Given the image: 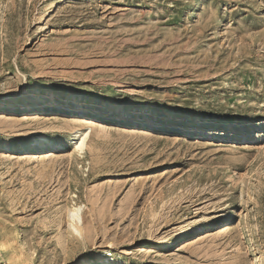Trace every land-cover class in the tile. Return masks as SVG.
<instances>
[{"label":"rangeland","instance_id":"1","mask_svg":"<svg viewBox=\"0 0 264 264\" xmlns=\"http://www.w3.org/2000/svg\"><path fill=\"white\" fill-rule=\"evenodd\" d=\"M50 93L142 107L4 128L0 264H264V0H0V111ZM41 137L64 144L46 167Z\"/></svg>","mask_w":264,"mask_h":264},{"label":"bare ground","instance_id":"2","mask_svg":"<svg viewBox=\"0 0 264 264\" xmlns=\"http://www.w3.org/2000/svg\"><path fill=\"white\" fill-rule=\"evenodd\" d=\"M62 100L65 102V104L69 107L75 108V109H95V108H102L106 107L107 105H112L115 108V111L118 113H127L128 116H130V119L133 118L134 115H136L142 105L131 103V102H122V103H111L107 98H100L93 96L91 98V101H82L80 99V94L73 93L71 95H67L65 97H61L58 94L50 93L48 98V103L44 105H37V104H31L28 102H25L23 104H20L19 109L15 111L14 113H8L4 111H0V133H2L4 128H7L10 133L13 135H17L18 132L22 130H26L31 128V126H36L38 121H40L44 115V112L48 108H53L52 106H56L59 101ZM125 116V115H124ZM214 119V118H213ZM7 126V127H6ZM91 129L87 126L83 128H75L74 134L75 137L71 141L70 145L65 147L67 149H70V155L69 159L74 157L75 159H82L84 155L85 145L86 142L90 136ZM41 139H45L41 137ZM46 140V141H45ZM41 141H35L33 143H29V147H39L42 146L45 142V147L48 149L45 151H42L41 155L38 156L39 162L43 167H46L47 164L45 162H48L46 159L47 157H51V161H53L54 158H57L58 155H55L53 150L60 149L63 147L64 144L60 141H56L55 139H45ZM73 161V160H72ZM49 163V162H48ZM81 211H82V204H76L75 202H72V204H69L66 207V217H67V231L70 234H74L78 237L82 236V219H81ZM221 217V215L216 216ZM167 241L166 235H158L153 238H149L145 240V243H163ZM101 254V255H100ZM93 260V264H104L106 261L113 260L112 253L109 250L101 249L94 258L90 259H84L83 262L87 263L88 261ZM127 264H143L142 261L133 263L129 262Z\"/></svg>","mask_w":264,"mask_h":264}]
</instances>
